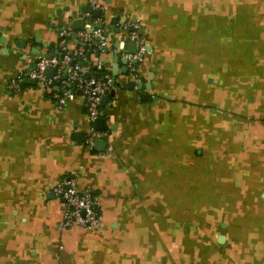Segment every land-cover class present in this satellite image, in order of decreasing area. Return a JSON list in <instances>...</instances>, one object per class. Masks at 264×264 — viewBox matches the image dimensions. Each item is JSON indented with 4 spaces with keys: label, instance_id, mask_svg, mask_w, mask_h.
<instances>
[{
    "label": "crops",
    "instance_id": "1",
    "mask_svg": "<svg viewBox=\"0 0 264 264\" xmlns=\"http://www.w3.org/2000/svg\"><path fill=\"white\" fill-rule=\"evenodd\" d=\"M96 1L0 0V264H264V0ZM88 14L112 35L93 56L116 76L110 152L84 145L78 93L60 107L7 87ZM73 171L97 193V229L58 228L52 188Z\"/></svg>",
    "mask_w": 264,
    "mask_h": 264
},
{
    "label": "built area",
    "instance_id": "2",
    "mask_svg": "<svg viewBox=\"0 0 264 264\" xmlns=\"http://www.w3.org/2000/svg\"><path fill=\"white\" fill-rule=\"evenodd\" d=\"M92 8H100L96 0H90ZM85 17V29L74 32L67 28L60 32L59 54L49 58L45 53L37 57L34 68H23L17 77L9 81L7 87L20 90L25 80L30 78L36 80L38 88L42 91H51V95L60 107L65 106L70 100L76 98L77 91H82V98L87 107L89 127L85 133L84 145L89 149H95L98 139H108L109 130H99L95 122L98 118H109L105 112L103 99L106 95H112L116 90L112 75L107 71L106 64L98 57L89 60L87 53L90 51L86 45L93 47L97 53H106L110 48L112 35L103 27L93 26L94 21ZM128 27V22H123ZM75 34L80 43L76 49L79 57L86 58L84 63L74 62L75 52H71L69 40ZM132 39H139L136 31L131 32ZM145 46L141 44L138 51L127 54L130 71H135L136 61L143 57ZM94 51V50H93ZM48 67H53V73L46 72ZM90 67H95L93 71ZM103 71V72H100ZM58 89H55V87ZM106 152L112 151L110 145L106 146ZM79 174L75 171L64 175L52 188V192L62 206L63 217L59 223V230L65 231L74 227L85 229H97L102 225L100 207L96 191L90 186L79 183Z\"/></svg>",
    "mask_w": 264,
    "mask_h": 264
},
{
    "label": "water",
    "instance_id": "3",
    "mask_svg": "<svg viewBox=\"0 0 264 264\" xmlns=\"http://www.w3.org/2000/svg\"><path fill=\"white\" fill-rule=\"evenodd\" d=\"M85 11H86V10H85ZM94 14H95V16H100V15H102V11H101L100 9H98V10H94ZM74 15H76V13H75ZM99 26L102 27V25H99ZM72 27H73L74 32H76V31H78V30H83V29H85V20H84V19H81V18H76V19H74V20L72 21ZM47 56H48L49 58H52V57H53V53H49ZM124 62L127 63V62H128V59L125 58ZM35 65H36V64L33 63L32 68H34ZM49 68H52L53 71H54V68H53V67H48V68L46 69V72H47V70H48ZM123 72H124V74H128V70H127V69H126L125 71H123ZM47 73H48V72H47ZM49 74H51V73H49ZM112 78H113V79H112L113 84H115V82H116V76L113 75ZM25 83H26V84H34V85H35V84H36V80L28 78V79L25 80ZM135 84H136L135 81L132 80V81H129V82L127 83V86H128L130 89H134ZM143 86H144V84H143V83H140L138 87H139V89H143ZM55 89H58V87L56 86ZM77 93H78L79 95H81V94H82V91L79 90V91H77ZM111 94L113 95V94H114V91H112ZM141 96L144 97V96H146V94H145V93H142ZM108 101H109V96L106 95V96L104 97V99H103V105L106 106L107 103H108ZM106 123H107L106 119L103 118V117H100V118H98V119L96 120L95 125H96V128L99 129V130H106V129H107V125H106ZM76 134H77V133H76ZM81 134H82V136L84 137V133H81ZM79 135H80V134L78 133L77 136H79ZM106 146H107V140L104 139V138H100V139H98V140L96 141V143H95V149L100 150V151H104V150L106 149Z\"/></svg>",
    "mask_w": 264,
    "mask_h": 264
},
{
    "label": "trees",
    "instance_id": "4",
    "mask_svg": "<svg viewBox=\"0 0 264 264\" xmlns=\"http://www.w3.org/2000/svg\"><path fill=\"white\" fill-rule=\"evenodd\" d=\"M86 48H89L90 49V51L87 53V58L89 59V60H91L92 58H93V56H95L96 55V50L93 48V47H91V46H89L88 47V45H86ZM94 50V51H93ZM71 52H73V51H71ZM75 52V51H74ZM74 52H73V54H74ZM60 55V54H59ZM81 57H79V55L78 54H76V52H75V57H74V62H80V63H84V62H88V61H86V58L84 57V58H82V59H80ZM93 71L95 70V67H90ZM100 72H103V71H100Z\"/></svg>",
    "mask_w": 264,
    "mask_h": 264
},
{
    "label": "rangeland",
    "instance_id": "5",
    "mask_svg": "<svg viewBox=\"0 0 264 264\" xmlns=\"http://www.w3.org/2000/svg\"><path fill=\"white\" fill-rule=\"evenodd\" d=\"M212 111V110H211ZM213 133H216V131H214ZM220 151V147H216V150L215 149H213V152L212 153H210V154H213V153H215L214 155H212L213 156V158H215L217 155H218V157H220V155L222 154L221 152H219ZM207 153H208V149H207Z\"/></svg>",
    "mask_w": 264,
    "mask_h": 264
}]
</instances>
